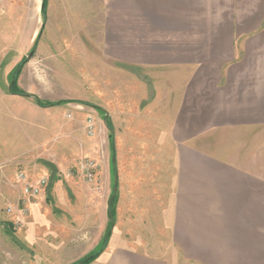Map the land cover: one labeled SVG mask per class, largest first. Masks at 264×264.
I'll return each instance as SVG.
<instances>
[{"label":"crops","instance_id":"obj_1","mask_svg":"<svg viewBox=\"0 0 264 264\" xmlns=\"http://www.w3.org/2000/svg\"><path fill=\"white\" fill-rule=\"evenodd\" d=\"M65 3L135 70L114 93L111 168L97 161L114 222L89 264H264V0ZM66 192L29 205L20 250H67L69 264L94 249L104 206Z\"/></svg>","mask_w":264,"mask_h":264},{"label":"rangeland","instance_id":"obj_2","mask_svg":"<svg viewBox=\"0 0 264 264\" xmlns=\"http://www.w3.org/2000/svg\"><path fill=\"white\" fill-rule=\"evenodd\" d=\"M67 8L64 0H0V264H61L68 259L63 249H40L33 255L27 250L26 254L20 250L25 247L19 238L27 234L23 218L30 204H53L57 193L60 203H68L69 190L79 203L92 197L91 203H102L106 212L105 231L83 257L97 252L104 239L109 241L106 232L112 210L107 204L113 179L108 200H101L100 168L96 169L95 189L86 183L78 165L85 158L98 163L109 157L111 168L113 153L105 114L93 107L105 111L113 130L119 120L114 93L119 97V91L128 90V76L135 70L118 63L108 48L103 51L102 36L82 35L79 20L71 21ZM67 112L70 119L65 117ZM88 116L96 124L93 136L85 132ZM98 128H103V134L95 143ZM148 150L137 152L144 156ZM21 172L33 183L46 179V187L35 198L24 194L17 181ZM97 215L94 210L92 224Z\"/></svg>","mask_w":264,"mask_h":264},{"label":"built area","instance_id":"obj_3","mask_svg":"<svg viewBox=\"0 0 264 264\" xmlns=\"http://www.w3.org/2000/svg\"><path fill=\"white\" fill-rule=\"evenodd\" d=\"M65 117L69 118L71 117L70 112H67L65 114ZM85 124V132L89 136L94 135V131H96V124L92 116H88L86 119ZM98 168V164L89 158H85L83 160H80L78 165V171L83 175V177L86 180V183H89L91 185H95V189H98L97 183H96V169ZM17 181L21 183L22 190L24 194L28 197H36L39 195L40 191L46 187L45 184H47V181L45 178H40L37 180L36 183L31 182L29 177L25 173H19L17 175Z\"/></svg>","mask_w":264,"mask_h":264},{"label":"trees","instance_id":"obj_4","mask_svg":"<svg viewBox=\"0 0 264 264\" xmlns=\"http://www.w3.org/2000/svg\"><path fill=\"white\" fill-rule=\"evenodd\" d=\"M12 82V84H14L15 82H13V81H11ZM14 87V86H13ZM25 96H27V97H30V95H26L25 94ZM34 99L36 100V101H38V98L37 97H34ZM93 108H95L96 110H98V111H101V112H103L104 114H105V111H103L102 109H100L99 107H93ZM106 120H105V127H106V129L110 132V136H109V138H110V143L109 144H111V147H112V153H113V155H114V146H113V135H112V128H111V126H110V124H109V121H108V119L107 118H105ZM113 155H112V157H113ZM113 160V159H112ZM111 199H110V201H109V207H111V210H112V214H110L109 215V227H108V230H107V234H106V236H107V239H108V237H109V235H110V232H111V230H112V226H113V222H114V202H115V195H113L112 193H111ZM107 244V240H105L104 239V241H103V244H102V247L97 251V252H95V253H92V254H89V255H87V256H85V257H83V258H81L78 262H76V263H74V264H89V263H91L92 261H94L95 259L94 258H96L99 254H101V252L103 251V249L105 248V245ZM20 247L21 248H23V246L20 244Z\"/></svg>","mask_w":264,"mask_h":264},{"label":"water","instance_id":"obj_5","mask_svg":"<svg viewBox=\"0 0 264 264\" xmlns=\"http://www.w3.org/2000/svg\"><path fill=\"white\" fill-rule=\"evenodd\" d=\"M29 57H31V54H29L25 59L28 60ZM106 116H107V115H106V113H105V117L103 118V119H104V123H105V120H106V119H105Z\"/></svg>","mask_w":264,"mask_h":264}]
</instances>
